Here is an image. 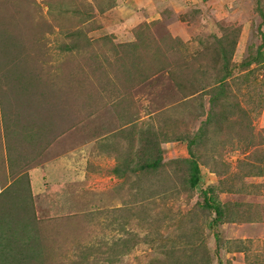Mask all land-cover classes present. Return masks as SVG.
I'll return each instance as SVG.
<instances>
[{"label":"rangeland","instance_id":"obj_1","mask_svg":"<svg viewBox=\"0 0 264 264\" xmlns=\"http://www.w3.org/2000/svg\"><path fill=\"white\" fill-rule=\"evenodd\" d=\"M19 1L0 15V264H231L224 192L264 171V0L241 25L221 2Z\"/></svg>","mask_w":264,"mask_h":264},{"label":"crops","instance_id":"obj_2","mask_svg":"<svg viewBox=\"0 0 264 264\" xmlns=\"http://www.w3.org/2000/svg\"><path fill=\"white\" fill-rule=\"evenodd\" d=\"M29 1L40 5L46 0ZM235 1L236 0H175V3L182 6L184 5V7L187 8L188 5H192L193 2L194 5L201 8V11H209L212 5L214 7L221 2L223 4L222 9L218 14L216 13L217 11L215 12L218 16L213 15L214 19L217 18L219 21L224 19V22H222L228 24L230 22L232 23L234 20L240 25L246 24L247 20L254 15L252 8L248 7L249 2L247 0H237V3ZM19 2V0H0V15L3 14L2 11L6 9L18 8L23 11V7ZM234 3H236V6H233ZM9 4H11V6H9ZM167 4L168 3H166V5ZM187 24L188 23L184 22H172V24L169 25L170 32L174 35V31L178 30L177 35L175 34L174 36H181L183 34L181 32L185 31L188 27ZM193 137L195 136L192 135L190 140H192ZM172 145L175 149L174 153L179 154L180 157H185L190 152L188 142H186V144H183V142H178L176 144L165 142L161 145V149L165 150V148H169ZM168 155L170 158L178 157L177 155H171L170 152ZM210 175L213 176L214 174L210 173ZM244 179V182L249 183L244 186V188L242 187L240 191L224 192V196L230 194L231 196L236 195L240 197V202L235 204L237 205L235 209L238 210L237 212L240 216H235L236 218L233 219L229 218V222H227V219L224 220L226 226L222 234L224 240H227L229 248H222L221 256L225 258L227 262H231V264H264V177L261 175L256 177L253 173H248ZM228 207L230 208L231 205H228ZM223 219L222 217V221ZM261 255H263V257ZM259 258L262 260L258 261Z\"/></svg>","mask_w":264,"mask_h":264},{"label":"trees","instance_id":"obj_3","mask_svg":"<svg viewBox=\"0 0 264 264\" xmlns=\"http://www.w3.org/2000/svg\"><path fill=\"white\" fill-rule=\"evenodd\" d=\"M262 13V12H261ZM262 53L260 51L257 52V55H261ZM225 56V55H224ZM226 58V56H225ZM227 59V58H226ZM257 56L254 57V58H251L249 61H246L243 63V65L245 67H250L251 64L253 63V61L257 60ZM228 60V63L226 62L225 64V67H224V76L221 78V82L224 84L220 87V90H218L216 92V95H212L211 98H210V101L214 103V101H217L219 100L221 97H224L225 93L227 92L226 91V88L225 86L227 85L226 82V79L228 76H231L233 75V70L235 69L234 67L230 66V63H229V59ZM209 120V119H207ZM202 135H204L203 133L201 134V136L199 137V140H201V137H203ZM177 140H180V139H177ZM183 141H186L187 140V137H184L182 138ZM181 141V140H180ZM165 142V140H164ZM197 142V138L195 139H192L190 140L188 143H189V146L192 147L196 144ZM199 142H197L198 144ZM160 149V148H159ZM160 151V150H159ZM186 163L189 164V179H188V182L190 184V186L192 188H195L199 183H200V166L198 165V163L196 162L195 158H192V159H189V160H184ZM126 166L124 164V171L127 172V171H134L135 169H132L134 168V166L132 165V161L130 159H126ZM162 163V154H161V151L159 152V154L151 159V161H149L148 163L146 162L145 164L146 165H141L140 168L141 169H144V168H149V169H155L159 166V164ZM119 171V169H116L115 172ZM124 172V173H125ZM261 173V176L264 177V171L263 172H260ZM28 186V185H27ZM28 187H25V189H27ZM213 194L214 193V190L213 188L212 189H209V191L207 190L204 195H205V199H206V202H205V206L209 209V210H214L215 213H216V216L218 219H221L222 220V217L224 215V212H225V209H223V207H221L219 204L215 203V198L213 199L211 196H208L207 197V194ZM2 194V193H0ZM229 208V207H228ZM228 212V211H227Z\"/></svg>","mask_w":264,"mask_h":264}]
</instances>
